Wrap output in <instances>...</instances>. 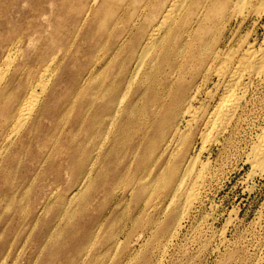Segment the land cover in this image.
<instances>
[{
  "label": "rangeland",
  "instance_id": "rangeland-1",
  "mask_svg": "<svg viewBox=\"0 0 264 264\" xmlns=\"http://www.w3.org/2000/svg\"><path fill=\"white\" fill-rule=\"evenodd\" d=\"M86 1L0 0V66L3 64L2 67H4L6 66L4 64L10 62L4 79L0 78L1 150L9 143L7 142L9 139L4 137H7L5 134L12 130L10 128H12L14 113L25 99L30 87L39 81L41 71L53 55L57 53L54 62H49L50 69H52L50 73H53L52 80L58 79L57 93L61 94L57 95L59 98L55 99L53 103L55 109L64 105L67 99L64 94L69 96L74 91V88L68 85L75 75L80 73L81 76H85L92 69L107 79L114 66L119 63V56L116 54L114 60L112 59L106 64V61L116 51L112 49V44L117 46L121 43L139 13V5L144 0H126L125 2L130 3L126 8V14L115 18L116 20L114 19L110 26L107 23L108 15L100 11L98 13L100 18L95 23L89 24L74 35L76 25L79 24L81 18L79 10ZM115 1L117 2V11H119L121 0ZM166 3L165 0H150L145 17L137 29L145 23L151 24L157 21ZM247 6H243L246 10L236 6V8L230 7L215 13L218 7L214 5L210 10L213 17L208 22H203L188 32L185 29V35L180 31L173 44L174 50L177 48V51L174 56L168 57L171 60L170 66L166 67V71L164 70V73L156 80V84H158L156 89L159 91L154 97L159 98L161 88L167 86L170 81L175 84L173 89V93H175L177 84L183 82L184 85L191 88L202 78L200 75L197 76L195 71L199 67L198 58L201 53L206 54L205 44L207 41L211 42V48H217L221 44L225 50L233 47V50L239 49L246 46L247 43L253 42L254 47L264 53V13L262 11L259 12L260 14L251 13L254 10L253 4ZM137 29L134 32L139 31ZM130 37L132 42L133 36L130 35ZM106 39L108 44L100 45ZM126 45H130V42L120 48V53L123 54L129 47H125ZM68 48L69 50L65 52ZM138 50L139 47L134 52L133 58L136 57ZM11 56H14V61ZM218 62L219 60L215 69L220 64ZM55 64L57 67L53 70ZM215 69L205 74L199 84V100L194 102L193 106L195 120L189 129V141L186 142L187 156L199 152L200 159L198 158V160L203 161L200 165L201 168L203 167L205 179L202 178L203 186L200 184V189H198L200 193L189 206L192 179L196 178L195 175L201 169L199 165L201 162L197 161V169L194 168L197 171H192L186 189L178 199L177 214L183 211L186 217L181 219L180 228L178 226L175 229L174 235L170 232L175 222L168 221L169 216L174 213V206H167L169 199L167 195H158V188L155 187L148 196L149 204L146 206L141 203L139 210H136L133 203H130L131 195L128 193L124 200L126 202H121L117 207H115L116 202L107 200L104 206L105 219L103 218L102 227L98 233L100 239L98 238V242H95L97 245L95 243L90 245L93 250L89 246V251L82 261L80 253L83 245H87L89 242L90 231L98 228L93 222L98 211L96 205L105 196L104 190L91 191V199L89 196L87 197L91 202L89 208L76 213L71 218V222H63L65 227L62 229L63 231L61 230L60 235L47 242L42 249L41 244L44 240L42 225L44 222H28L25 218L29 213L34 214L40 210V206L52 203L49 190L54 187V184L61 185L59 192L65 191V182L68 180L66 166L72 169L76 158L73 157L72 162L69 160V163L62 162L65 153H60L43 163L42 154L50 150V146L53 145L52 140L46 142V145L40 146H37L34 140L30 146L25 147L26 149L19 150V146H15L16 141L25 134L26 125L15 137L12 145H9L8 151L0 162V193L17 188L12 201L0 200V258L5 256L4 264H80L95 255H97V259L94 264H264V170L248 162L251 157L252 144L257 141V135L264 129V64L257 73H253L244 80L247 81V84L244 82L246 87L243 86L244 91L242 90L243 97L241 98L238 120L235 119L232 125L217 134L213 129L207 131L208 127L206 128L203 124L208 112L220 98L219 96L222 94L220 92L223 91L224 78H216ZM172 71L174 73L173 80L171 78ZM89 84L90 82H86L83 87ZM242 91L241 89L237 90L238 95L242 94ZM208 92L209 94H207ZM132 94H135V91L131 92L127 99L132 98L134 96ZM81 98L82 96L78 97L73 103L75 107L70 115L71 110L61 116L57 111L48 114L39 126V135L51 133L49 128L52 123L70 121L79 108L82 111L86 110L87 104L84 106ZM144 102L147 101L144 99ZM170 103L171 97L169 96L166 102L167 106ZM147 104L149 107L142 114L141 122L146 120V123L149 124L148 121L152 116L154 106L149 102ZM70 108L68 106V109ZM191 116L185 115V118H192L193 116ZM138 125L139 123L129 131V136L133 137L131 145L129 146L127 143L123 145L118 150L117 157V161L119 157L126 161L132 159L133 169L137 168L136 166L142 169L144 166L139 162L140 151L135 154L132 152L133 143L137 142L145 132L144 127H138ZM203 128L208 133L205 132V136L202 134L201 137L200 133ZM156 129L157 127L151 124L146 135L155 137ZM206 133L210 135L206 136ZM148 137H145V140ZM205 137L210 138H206L203 142ZM3 140L6 142L4 141V143ZM15 153L17 156L14 155ZM33 155L34 157H32ZM148 157L149 155L143 162H148ZM246 157L247 160H245ZM204 161L209 163V166L206 163L203 165ZM154 165L153 167H156ZM204 167L206 168L204 169ZM36 170L39 173H36ZM24 190L27 191V194L22 198ZM121 190L122 188H119L114 193L115 200L122 197ZM127 200L129 205H127ZM18 205L26 207L25 211L16 209ZM53 209L48 210L41 217L42 220L48 219L52 212H55V208ZM114 214L118 217L116 221L112 222L116 217ZM157 216L161 222H154ZM83 217L87 218L83 219ZM130 217H137V219L135 222H130L128 219ZM111 230L117 240H114V245L106 250L111 244L107 238ZM68 248L70 249L67 250ZM64 252L65 255H63ZM35 256L36 258H34Z\"/></svg>",
  "mask_w": 264,
  "mask_h": 264
},
{
  "label": "bare ground",
  "instance_id": "bare-ground-1",
  "mask_svg": "<svg viewBox=\"0 0 264 264\" xmlns=\"http://www.w3.org/2000/svg\"><path fill=\"white\" fill-rule=\"evenodd\" d=\"M125 1L126 0L120 1L121 6H119V11H117V2L115 0H87L79 10L81 12V18L79 24L76 25L77 28L74 35H76L82 28H86L89 24L95 23V21L100 18L98 15L100 11L108 15L109 21L107 23H109L110 26L115 18L117 19L120 15L126 14V8L129 7L130 3ZM149 1L150 0H144L139 5V13L134 18L128 33L122 38L121 43L117 46L112 44V49L116 51L114 52V55L106 61V64L112 59L114 60L116 54L119 56V63L114 66L109 78L106 79V77L104 78L103 76L98 75V72L95 70L93 71L92 69L89 70L85 76H81L80 73H78L68 85L72 86L74 91L69 96L64 94L67 98L64 105L55 109L53 103L61 94L57 93L58 79L52 80L51 75L53 73H50L52 70L50 69V63L51 61L54 62L56 59V53L48 61V63H50H47L43 68L40 73L39 81L35 83L34 86L30 87L25 99L20 103L17 111L13 115L11 123L12 128H10L12 130L10 133L5 134L7 137H4L9 139V141H7L9 143L5 148H2V150L0 149V162L8 151V148L10 147L9 145H12L15 137L26 125L27 130L25 134L16 141L15 146H19V150L28 145L30 146L34 140L37 143V146L46 145V142L52 140L53 145L50 146V150H48L47 153L42 154L43 163L47 159L53 158V156H57L60 153H65V156L61 160L62 162L66 161V163H69V160L72 162L71 159L73 157L76 158L73 162L74 166L72 169H69V166H66L68 180L65 182V191L62 193L59 192L61 185L54 184V187L49 190L50 197H52V203L49 202V205H42L40 206V210L34 212V214L29 213L26 218L24 217L28 222H44V225H42V231L44 234V240L41 244L42 249L47 242H50L52 239L54 240L56 236L60 235V232H62V229L65 227V223L63 222H71V218L76 213L79 211H85L89 208L91 205L90 199L92 197H90L91 191L98 192L104 190L105 196H103L96 205L98 211L94 216L95 218L93 222L96 223L95 225H97L98 228L90 231L91 236H88L90 237V240L88 239L89 242L87 245H83L80 253L82 261L85 259L87 252L89 251V246L98 242V233L102 227V220L105 219L104 206L107 200L109 199L111 202H116V206H114L117 207L121 202H126L124 200H126V194L128 193L131 195L130 203H133L136 210H139L141 203L146 206L149 204L148 196L151 190L155 187L158 188V195H167L169 198L167 206H174V213L172 212L173 214L168 218L169 222L170 220L175 222L174 227L170 232V234H173L175 229L180 225V222H182L181 219L186 217L185 212L183 211H178L179 214H177V207L179 204L178 199L182 195L183 190L186 189L185 187L188 184L192 171L197 169V161H200L198 160L199 152H197L198 154L194 153L189 154L188 156L186 155V142L190 135L189 129L191 124L193 120H195L193 106L194 102L199 100V84L201 79L204 78L205 74L209 73L212 69H215L214 67L219 60L220 64L215 69V74H217L216 78H224L222 85L223 91L220 92V94L222 93L221 96H219L220 98L216 100V103L208 112L203 123L206 128L208 127L207 131L213 129L217 134V132L232 125L235 119L239 118L238 115H240L241 98L243 97L244 91L243 86L246 87L244 82L247 84V81L244 80L245 78L250 77L253 73H257L264 64V53L260 52L262 50L259 51L256 49L253 42H249L246 46L239 49L236 48L237 50H233L234 47L225 50L223 49L224 46L223 48L221 47V44L217 46V48H211V42L207 41L205 44L206 54L204 55V52L201 53L198 58L199 67L195 71V74L197 76L200 75L202 78L191 88H188L183 82L177 84L175 93H173L175 84L173 81H170L167 86L161 88V96L155 98L154 95L159 91L156 89L158 86L156 80L162 75V73H164V70L166 71L165 68L170 66L171 60H169L168 57L174 56V53L177 51V48L174 50L173 44L175 37L180 31L184 34L186 30V32H188V30L193 29L195 26L198 27L199 24L208 22V20L213 17L210 10L214 5L218 7L215 13L222 12L230 7L236 8V6H240L246 10L243 6L251 4L254 6V10L251 8V13H259L260 11L264 13V0H165L167 3L158 20L151 24L145 23L138 28L139 31L134 32L145 17V11L146 8H148ZM130 35L133 36L132 42ZM72 37L74 38L76 36ZM127 42H130V45H126L125 47H129L125 49L123 54L120 53V48ZM106 44H108L107 39L100 45L104 46ZM138 47L139 50L136 57L133 58L132 56ZM69 48L65 52H67ZM14 56H11L13 61ZM98 61L99 58L97 59V62ZM9 64H4L6 65L4 67H2L3 64L0 66V78H3L4 75L7 74ZM56 67L55 64L53 70H55ZM171 75L173 80V71ZM192 79L195 78L192 77ZM86 82H90V84L83 87ZM239 89H241V91L243 90L241 92L242 94L239 93L240 95L237 93V90ZM134 91L135 94H132V96H134L127 99L130 93ZM58 94L59 96H57ZM207 94H209V92ZM80 96H82L81 99L83 100L82 102L84 106L87 104L86 110L82 111L79 108L70 121L58 124L52 123L49 128L51 133L49 132L47 134L39 135V126L48 114H52V111H57L58 115L61 116L71 110L69 113L70 115L75 107L73 103ZM169 96L171 97V103L167 106L166 102ZM144 99L147 102L152 103L154 106L152 116H150L148 121L150 125L146 123V120L145 122H141L142 114H144L146 108L149 107L147 102H144ZM68 106L71 108L68 109ZM185 115H192L193 117L191 116L192 118L188 117L187 119L185 118ZM138 123V127L143 126L145 132L140 138L138 137L139 140L137 142L133 143L132 152L135 154V152L140 151L138 157L140 159L139 162L144 166L142 169L139 166H136L137 168L133 169V161L131 158V160L126 161L121 160L119 157L117 161V157L119 154L118 150H120L123 145L126 143L129 146L131 145L133 137L129 136V131ZM151 124H154L157 127L155 137H148V135H146V131H149ZM57 126L59 127L58 129ZM67 128H69L68 131H66ZM204 128L201 130L202 132L204 131V133H200L201 137L202 134L204 135L205 132H207ZM207 133L206 136H209L210 134L207 135ZM145 137L148 138L145 140ZM206 138L209 139L210 137H205L203 142ZM5 140H3V142ZM207 142L209 143V141ZM252 145V150L250 151L251 157L249 156L250 158L248 162H251V165L258 166L264 170V129L257 135V141ZM16 154L17 153L14 155ZM147 155H149L148 162H143ZM13 157L14 156L12 155V158ZM32 157H34V155ZM245 160H247V157ZM202 162L199 163V165L202 164ZM156 163L157 165H154ZM205 163L206 165L209 164L204 161L203 165ZM153 165L156 167H153ZM195 167L196 169H194ZM206 167H204V169ZM203 171L202 167L199 169V173L197 172L198 174L195 175L196 178L194 177L195 179H192L193 183L191 185L192 191L189 194V206H191V201L195 200L200 193L198 189H200V184L202 185L201 181L204 177ZM37 172L38 171L36 170V173ZM119 188H122V197L115 200L114 193L119 190ZM26 190L22 192V198L27 194ZM16 191L17 188L15 190L10 189L0 193V200L12 201L15 197ZM88 196L90 199H87ZM43 199L45 198L43 197ZM127 205H129V201L127 202ZM25 208L26 207L20 205L16 207V209L22 210V212L25 211ZM53 208H55V212H52V215L49 216L48 219L42 220L41 217H43L48 210ZM158 216L157 219H154V222H161L160 219H158ZM117 217L118 216L116 215L112 222L116 221ZM84 218L87 217H83V219ZM128 219L130 222H135L137 217H130ZM75 238L76 237H74V239ZM107 238L109 243H111L106 248V250H109V248L114 245V240L116 241L117 239L116 236H113L112 230L109 231ZM72 241L74 242V240ZM8 243H10V241H8ZM99 243L102 245L101 242ZM69 249L70 248L67 250ZM91 250L90 252H92ZM61 253L63 252L61 251ZM65 254L66 253L64 252L63 255ZM34 258H36V256ZM96 259L97 255L80 264H94ZM4 260H6L5 256L2 259L0 258V264H4Z\"/></svg>",
  "mask_w": 264,
  "mask_h": 264
}]
</instances>
